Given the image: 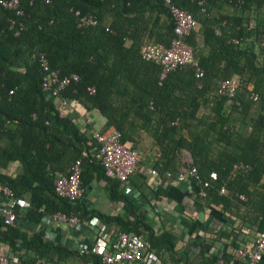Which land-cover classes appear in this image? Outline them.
<instances>
[{
	"label": "trees",
	"instance_id": "16d2710c",
	"mask_svg": "<svg viewBox=\"0 0 264 264\" xmlns=\"http://www.w3.org/2000/svg\"><path fill=\"white\" fill-rule=\"evenodd\" d=\"M18 3L20 15L0 7V165L17 163L20 172L0 173V185L13 198L26 196L27 205L23 212L14 211L12 226L0 216L1 248L15 256V264H39L25 258L30 253L50 264L73 256L82 264H103L90 251L79 254L53 245L40 230L30 233L21 227L61 213L83 227L96 219L112 229V236H140L152 264H241L212 250L227 242L236 250L239 234L252 231L255 238L264 233V0H170L195 23L184 42L201 76H195L193 65H181L162 78L161 67L142 60L138 48L149 41L168 47L173 39L174 22L164 0ZM75 12L93 16L95 26L77 27ZM39 54L59 77L77 76L59 94L69 101L64 116L41 91ZM233 78V96L219 95V84ZM76 107L81 114L95 111L104 121L98 133L117 131L131 150L141 135L149 138L156 153L150 167L155 176L195 169L199 181L190 179V194L229 222L227 231L220 221L219 230L195 241L197 262L175 248L171 233L154 230L120 191L121 183L104 175L95 158L98 146L71 114ZM75 161L80 187L103 181L107 200L121 205L120 214L87 210L55 194V176ZM210 172L215 180L209 179Z\"/></svg>",
	"mask_w": 264,
	"mask_h": 264
},
{
	"label": "built area",
	"instance_id": "2783aa9c",
	"mask_svg": "<svg viewBox=\"0 0 264 264\" xmlns=\"http://www.w3.org/2000/svg\"><path fill=\"white\" fill-rule=\"evenodd\" d=\"M164 3L174 22V37L168 47L151 41L142 44L138 48V55L142 60L150 61L161 67L160 78L181 65H193L195 67V76L200 77L201 70L195 66L191 49L184 42V38L189 35L195 23L188 13L171 5L170 0H164ZM18 6V0H0L1 8L14 11L16 15L21 14ZM75 15L78 16L77 27H92L96 24L93 16H79L77 12H75ZM233 42L235 43V41ZM37 60L44 73L41 81V91L47 97L53 99L58 115L64 116L69 101L60 99L59 94L71 82H75L77 76L71 74L59 77L56 71L49 70L42 54L38 55ZM236 88L237 83L234 78L225 80L219 84L217 93L232 97ZM89 91L93 92L92 89ZM252 98L254 100L255 96ZM87 133L98 146L95 158L100 161L104 175L116 179L120 183L126 182L134 173L135 166L139 160V153L136 150H131L127 144L121 143L119 140L120 135L117 131H111L104 136L96 131H88ZM149 173L155 175L153 170H150ZM79 176V161H75L63 174L55 176L53 180L55 194L71 202L78 201L83 193V189L80 187ZM165 176L166 178H174L175 180L184 182L187 190H190V179L199 181L193 167L182 168L175 175L166 173ZM208 177L211 180L216 179L214 172H210ZM219 193H223V188H220ZM198 194L202 196L203 192L198 190ZM0 196L7 200L6 205L0 206V216L3 218V224L12 226L15 219L13 194L6 186L0 185ZM39 212H42V209H39ZM41 221L50 222L56 227L63 225L74 228L78 225V220L75 217H67L61 213L43 216ZM87 226L90 228L99 227V238L90 249H77L79 254L90 251L98 256L103 264H136L140 261L144 264H152L154 258L152 254H146L147 244L140 236L119 233L108 237L104 232L103 226L96 219L88 221ZM233 256L235 259L242 261L243 264H262L264 258V233L255 237L251 246L234 250ZM15 260V256L4 251L0 246V264H15ZM218 264L221 263L218 262Z\"/></svg>",
	"mask_w": 264,
	"mask_h": 264
},
{
	"label": "crops",
	"instance_id": "0c3cea01",
	"mask_svg": "<svg viewBox=\"0 0 264 264\" xmlns=\"http://www.w3.org/2000/svg\"><path fill=\"white\" fill-rule=\"evenodd\" d=\"M75 112H71V114H76L75 120L80 131L85 134H88V131L100 132L104 121L95 111L81 114L79 107H76ZM136 150L139 153V160L134 173L126 182L121 183L120 191L144 212L154 230H165L171 233L176 239L175 248L188 253L190 262H197L195 256L197 251L193 247L195 241L219 230L221 228L220 221L225 222L221 223L224 225L222 229L227 231L229 222L214 209L201 206V202L193 198L184 182L174 178H159L149 173L156 154L149 138L141 135ZM183 158L187 161L189 159L186 154ZM19 172L20 167L17 163H1L0 165V173L15 175ZM13 199L15 202L13 210L23 212L27 205V197L21 196ZM78 203H81L87 210H94L101 214L111 216L121 213V205L107 200L103 181H92L89 186L83 189ZM6 204L7 200L0 196V206ZM21 227L30 233L40 230L44 240L73 251L80 248L90 249L99 238V227L90 228L87 225L83 227L80 224L69 228L63 225L56 227L50 222L40 221L37 225L22 224ZM103 228L108 237L113 235L112 229ZM237 238L238 248L251 246L255 239L252 231L241 233ZM203 241L210 243L209 239L205 240L204 238ZM227 244L229 245L228 242ZM227 244H214L212 251L223 254L225 257H233L235 261L243 264L242 261L235 259L234 250ZM25 258L37 259L36 263L39 264H50L43 258L34 257L31 253L27 254ZM61 263L82 264L75 256L68 257ZM136 264L143 263L140 261Z\"/></svg>",
	"mask_w": 264,
	"mask_h": 264
}]
</instances>
